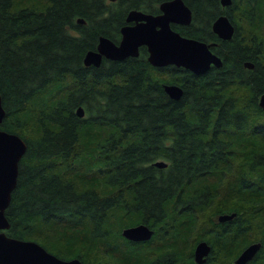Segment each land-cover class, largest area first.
<instances>
[{"label":"trees","instance_id":"1","mask_svg":"<svg viewBox=\"0 0 264 264\" xmlns=\"http://www.w3.org/2000/svg\"><path fill=\"white\" fill-rule=\"evenodd\" d=\"M157 1L0 0V128L27 142L6 232L86 264H199V239L213 248L204 264H233L258 241L249 264H264V0H236L238 32L206 73L155 66L145 46L85 64L101 35L120 39L130 9ZM186 1L200 18L219 2ZM138 223L149 239L122 234Z\"/></svg>","mask_w":264,"mask_h":264},{"label":"water","instance_id":"2","mask_svg":"<svg viewBox=\"0 0 264 264\" xmlns=\"http://www.w3.org/2000/svg\"><path fill=\"white\" fill-rule=\"evenodd\" d=\"M160 8L162 12L158 14L131 9L127 21L134 20L135 23H127L121 27L120 42L101 35L97 48L86 52L85 64L100 66L104 58L119 60L130 55L137 56L140 47L146 45L149 51L148 60L155 66L175 64L202 73L209 69L212 62L222 65L221 58L210 50L205 41L183 35L172 27V22L191 21V10L184 0H164ZM78 20L84 21L82 18ZM221 22L222 20L214 24L215 30L222 36L229 37L232 27L222 31L218 29ZM163 86L174 99L183 95V88L177 83H164ZM259 102L264 109V92L260 95ZM77 113L84 116L85 109L82 105L77 108ZM5 114L0 94V123ZM26 150L27 142L20 134L0 128V264H86L79 257L61 258L35 240L13 237L6 232L10 227L6 208L17 185L19 164ZM154 163L160 167L168 164L164 159H158ZM153 232L146 223L131 225L122 230L125 237L133 240L148 239ZM260 245V242H254L247 246L237 258V264L246 263ZM207 251V244L200 242L196 249L197 259L201 261Z\"/></svg>","mask_w":264,"mask_h":264},{"label":"flooded vegetation","instance_id":"3","mask_svg":"<svg viewBox=\"0 0 264 264\" xmlns=\"http://www.w3.org/2000/svg\"><path fill=\"white\" fill-rule=\"evenodd\" d=\"M163 1L164 0H160V1H157V2H155L153 4V7L155 8V10L140 9V8H133V9H138V10H142L144 12H150V13H153V14H158V13L162 12L161 8H160V4ZM184 2L189 6V8L191 10V21L189 23L172 22V27L175 30L179 31V32L181 30H183V32L181 31L182 33L180 32L183 35H186L184 33L185 30H187L188 32L191 31L194 34H196L198 31L203 33L202 36H196L194 34H192V35L188 34V36L196 38V39H199V40H202V41H205L208 44L210 50L214 54H216L218 57L221 58V61H222V64H223V57H222L221 51H222V49L224 47V43L227 40L232 39L233 36L236 35V33L238 32L239 26H240L238 24V22L236 21V19H235V14H236L235 11H236V9H237V7L239 5L238 2L236 0H219L218 6L216 8L213 9V7H210L211 5L207 6L205 8L204 12H203L204 16H202L201 18L199 17V14H197L199 12V10H198V8L196 7V5L194 4L193 1L189 2V1L184 0ZM156 8H157V10H156ZM128 12H127V15H128ZM127 15H126V22L124 24H127V23L134 24L135 23L134 20L127 21ZM220 20H222V22H221V24L218 25V29H220L222 31H226L229 28V26L232 27V33H231V35L229 37H224L217 30H215L214 24L217 21H220ZM224 27H226V28L224 29ZM121 37H122V33H121L120 39L118 41H115V40L114 41L119 43L120 40H121ZM142 46H145L147 51H148V48H147L146 45H142ZM141 47H140V50H141ZM148 55H149V51H148ZM148 55H147V58H148ZM130 56H132V55H130ZM173 65H175V64H173ZM221 66L222 65L219 66V65L215 64L214 62H212L210 67H209V69L206 70L205 72H202V73H206L209 70L214 69L215 67H221ZM245 66L247 68L251 69V68L254 67V63L251 62V61H246L245 62ZM192 72H194V71H192ZM194 73H196V72H194ZM202 73H196V74H202ZM234 217H236V212H234V211H232V212H219V213L218 212H211L210 213L211 221L214 224H217V225L226 224L227 222L232 221L234 219ZM208 226L212 227V225H210V224H208ZM130 240H132L134 242H138V241L142 242V241H145L147 239H141V240L130 239ZM200 242H205L207 244V246H208V251H207L206 254H204L202 256V260L201 261H199L197 259V255H196L197 245ZM254 242H258V241L250 242L244 248H242L239 251V253L232 258V263L233 264H237L236 260L240 256V254L243 252V250L247 246H249L251 243H254ZM212 252H213V248H212L211 243L207 239H199V240H197L195 242L194 249H193L194 261L199 263V264L207 263V261H209L211 259ZM254 255L252 256V258H250L244 264H249L253 260Z\"/></svg>","mask_w":264,"mask_h":264}]
</instances>
